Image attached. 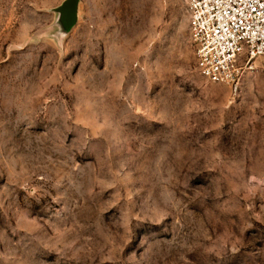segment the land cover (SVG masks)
I'll return each instance as SVG.
<instances>
[{
	"label": "rangeland",
	"instance_id": "rangeland-1",
	"mask_svg": "<svg viewBox=\"0 0 264 264\" xmlns=\"http://www.w3.org/2000/svg\"><path fill=\"white\" fill-rule=\"evenodd\" d=\"M63 1L0 0V264H264V59L212 84L188 0Z\"/></svg>",
	"mask_w": 264,
	"mask_h": 264
},
{
	"label": "built area",
	"instance_id": "built-area-1",
	"mask_svg": "<svg viewBox=\"0 0 264 264\" xmlns=\"http://www.w3.org/2000/svg\"><path fill=\"white\" fill-rule=\"evenodd\" d=\"M187 6L195 67L209 83L236 85L248 64L264 59V0H188Z\"/></svg>",
	"mask_w": 264,
	"mask_h": 264
},
{
	"label": "water",
	"instance_id": "water-1",
	"mask_svg": "<svg viewBox=\"0 0 264 264\" xmlns=\"http://www.w3.org/2000/svg\"><path fill=\"white\" fill-rule=\"evenodd\" d=\"M78 0H64L56 9L64 31H69L77 22Z\"/></svg>",
	"mask_w": 264,
	"mask_h": 264
}]
</instances>
